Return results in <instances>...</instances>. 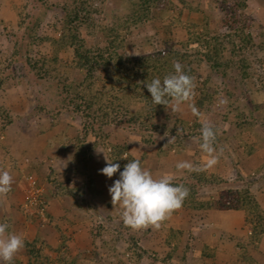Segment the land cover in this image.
<instances>
[{"label":"rangeland","instance_id":"obj_1","mask_svg":"<svg viewBox=\"0 0 264 264\" xmlns=\"http://www.w3.org/2000/svg\"><path fill=\"white\" fill-rule=\"evenodd\" d=\"M169 3L149 17L148 13L131 17L132 8H146L145 0H0V170L8 157L15 166L25 164V171L17 168L22 182L19 178L12 203L18 215L0 203V223L9 225L7 233L24 240L12 264H264V234L251 239L246 211L220 210L234 203L235 194L220 206L200 209L203 212L193 208L195 203H215L222 192L248 189L264 209V0ZM67 15L87 49L106 47L105 28L130 19L131 24L119 32L126 50L186 53L187 63L172 62L191 67V99L179 111L157 107L153 115L144 101L124 96L119 88L109 91L110 74L94 66L89 67L90 74L88 68L76 67L73 51L57 55L52 42L33 40V34L57 39ZM195 34L205 39L189 41ZM228 34L233 37L224 41L221 63L214 68L205 59L206 41ZM191 105L199 110L198 116ZM107 112L108 126L101 122ZM132 115H141L131 125L136 131L127 124ZM205 123L217 132L218 163L203 171H178L180 161L203 168L208 157L199 145ZM151 124L155 129L148 128ZM141 133L153 142L146 143ZM54 136L64 143L67 161H61L58 169L50 164L45 168L44 163L30 165L32 156H40L36 137L42 141ZM115 146L125 149L122 158L139 159L154 178L170 174L189 186L195 197L183 202L181 209L187 218L194 215L192 236L163 233L165 221L159 230L124 226L120 209L106 200L111 198L108 189L98 188L94 181L106 162L97 150L114 160ZM29 177L44 189L47 222L30 205ZM58 197L67 198L59 217ZM253 219L259 221L257 216ZM37 228L52 230L53 243L34 236ZM78 228L84 234L79 238Z\"/></svg>","mask_w":264,"mask_h":264},{"label":"trees","instance_id":"obj_2","mask_svg":"<svg viewBox=\"0 0 264 264\" xmlns=\"http://www.w3.org/2000/svg\"><path fill=\"white\" fill-rule=\"evenodd\" d=\"M143 1V0H141ZM170 0H145L146 8H132L134 12L131 17H136L138 15H144L148 13V17L151 15L152 11L159 10L165 4L169 3ZM70 16L67 15L65 18L64 26L61 35L57 39L44 37L38 38L33 34V40H41L44 42H52L54 47L56 48V54L73 51L72 60L73 62L77 61L76 67L82 70L88 71L92 74V68L89 67H98L99 70H102L106 74H110V87L109 91H113V88H119L120 91L123 92L124 96L131 95L136 97V100H142L147 105V108L150 109L151 112L154 114L157 113V107L165 108L163 105H155L152 102L151 94L148 92L146 84L151 83L153 79L159 78L161 81L166 75L174 74L175 69L173 67L174 61L181 60L187 63V54L180 52L178 50H157V53H143V54H136L126 50V42L120 38L119 32L123 29H126L130 23V19H126L122 24L118 25L117 27H108L107 29V37H108V45L103 48H89L86 44V41L81 38L78 34L77 29L72 26L71 21L69 20ZM238 31V30H237ZM233 35L228 34L225 36H215L211 38L209 41H206L208 44V51L205 54V59L209 64H213L214 68L219 67V63H221L220 56L223 53L222 46L224 45V41L228 39H232ZM204 35L195 34L194 38H189V41L196 40V42L203 41ZM245 39V38H244ZM245 41V40H244ZM246 41H250L248 37H246ZM167 44V40L165 41ZM57 57V56H56ZM55 58V57H54ZM53 58V59H54ZM51 61H57V60ZM57 59V58H55ZM168 64V65H167ZM183 66V65H182ZM188 66V65H187ZM183 66V71L185 74L192 77V70L191 67ZM95 74V73H94ZM92 77V75H91ZM121 101V100H120ZM203 102H201V105ZM92 106V103L89 104V107ZM109 113L105 114L106 118H102L103 123L109 119ZM141 116V115H140ZM139 115H132L128 120V125L134 131V123H138L137 118L140 117ZM153 118V116H152ZM134 120V121H133ZM133 121V122H132ZM100 122V123H101ZM108 122H111L108 120ZM149 123V122H147ZM142 125V123H139ZM148 128L155 129V127L151 124ZM147 128V129H148ZM144 141L146 143L153 142L152 138H148L143 133H141ZM114 149L116 152L112 156H115L113 160L115 163L120 164V171H123L124 165L131 161L132 157H128L127 159L122 158L124 153L123 148L119 146H115ZM164 153V150H161ZM133 160V159H132ZM141 162V161H140ZM142 164V162H141ZM119 174V172H118ZM179 181L173 180L172 183L174 185H179ZM184 186L189 188L187 184L184 183ZM229 194H235L236 200H234L233 204H228L227 206L220 208V210H240L243 209L246 211V218L245 221L252 230L250 231L252 236L251 239L254 241L255 239L259 238L261 235L264 234V209L261 207L260 203L253 197L250 190H243L238 192H222L220 194V200L214 202H207V203H195L194 209H211L213 206L217 207L221 205V201H224L225 198ZM191 196L190 199H188ZM194 192L189 193L188 197L184 200L185 205L188 203V200H193ZM230 203V202H228ZM193 205V204H192ZM217 209V208H216ZM254 216H257L259 221H255L253 219ZM35 255L34 257H38Z\"/></svg>","mask_w":264,"mask_h":264},{"label":"clouds","instance_id":"obj_3","mask_svg":"<svg viewBox=\"0 0 264 264\" xmlns=\"http://www.w3.org/2000/svg\"><path fill=\"white\" fill-rule=\"evenodd\" d=\"M173 67L174 74L166 75L163 81L159 78L153 79L151 83L146 84V87L151 94L153 104L171 106L174 111H179L180 105L191 99L194 83L193 79L185 74L179 62H174ZM191 111L194 115H199V110L194 105H191ZM216 135L217 132L212 125L205 123L202 126L199 146L208 157L203 168L195 167L188 161H180L176 164V169L192 172L215 166L219 160L214 148ZM97 151L104 154L106 161V166L99 170L101 174L111 179L119 172V178L113 182L108 191L114 209L117 207L120 209V218L125 227L134 231L149 228L159 230L163 222L182 207L189 195V189L183 184L172 183L173 176L170 174L154 178L149 170L141 167L139 159L128 161L123 171H120L119 163H113L104 151ZM12 183L11 174L6 170H0V198L7 196L11 191ZM8 228L7 223H0V261L4 264H12L16 254L24 247L23 238L14 233H7Z\"/></svg>","mask_w":264,"mask_h":264},{"label":"crops","instance_id":"obj_4","mask_svg":"<svg viewBox=\"0 0 264 264\" xmlns=\"http://www.w3.org/2000/svg\"><path fill=\"white\" fill-rule=\"evenodd\" d=\"M36 138L38 139V142H40V145H41V146L40 145L37 146L38 154H40V156L39 155H37L38 157L37 156H32V160H30V162H29L30 165H31V163L32 164H41V165H43V163H44V167L45 168H46V166H45L46 164L47 165L50 164V166H52L54 169H58L57 165H59L61 161H64V163L67 161V159L69 158V155L68 154H64L63 151H62L64 143L58 142L59 139H56L55 136H54V138L53 137H48V138L45 137L42 141H41L42 138H40V137H36ZM44 150H47V153ZM4 157H6V156H3V158ZM62 158H63V160H61ZM11 160H12L11 157L6 158V162H5V166L6 167L2 168V170L8 171L11 174V176L13 177L12 188H11V191L7 194V196L5 198H2L3 201L0 198V203L2 202V205H6L7 206L6 211L8 213L10 211H13V215H18L17 209L12 207V203H14V201H13L14 197L18 196V193L15 191V188L18 186L17 183H18L19 178L21 177L19 175L20 171L17 168L22 169L23 171H25L24 170V165L25 164H23V162H21V163H18V166H15L14 163H10ZM157 164H158V162H157ZM94 165H95V167L99 166L97 163L94 164ZM101 165H102V168L105 167L106 166V162L102 161ZM67 169H68V166H67V168L65 169V171L63 173H65ZM28 170H30V169H28ZM118 178H119L118 172L116 174H114V176L111 179L107 178L103 174L98 173V175L96 174V176L94 177V181H95V184H96V186L98 188H103L105 191H107V189ZM20 181H21V178H20ZM23 181H24V179H23ZM107 195L110 196L109 193ZM64 198L67 199L66 197H58L56 199L58 204L61 206V209H60L61 213L58 215V217L61 216L62 213L65 212V209H64L65 200H64ZM110 199L111 198L107 197L106 198L107 202L111 201ZM98 203L102 204L103 208L106 207L104 203H101L100 201ZM178 211L179 212L181 211L180 215L179 214H175V215L172 214L167 220H165L167 228H166V230L164 228L163 233H168L169 234V233H171L170 231H176L177 233L180 234V233L183 232L182 236L188 238L189 235L192 236V233H191V231L193 232L192 223H193V221H195L194 220V215L192 217L187 218L186 216H184L185 211H184L183 208L182 209L180 208ZM197 212H203V211L199 210ZM54 215H56V214H54ZM197 217H198V219H200L202 216L198 215ZM10 218H12V217H10ZM13 218L16 219L15 216H13ZM13 218H12V220H13ZM80 226H82L81 222L79 224V227ZM78 229L80 230V228H78ZM45 230H46V233L43 232L42 230H39V228H37L34 231L33 234H34V236L35 235L37 237L39 236L41 239H45V240L47 239V241L50 244L53 243V237H52V236H54L53 231L49 230V229H45ZM78 233H79V235H76L77 238H79V236L83 232L80 230V232H78ZM83 235L84 234H82V236ZM170 241H171V239L169 238L168 243H170ZM165 242H167V239L165 240ZM190 242H194V239H192ZM197 242H198V240H197ZM171 245L174 246V243H172ZM189 252H190V250H189ZM171 255H172V253H171ZM160 263H162V260L160 261Z\"/></svg>","mask_w":264,"mask_h":264},{"label":"built area","instance_id":"obj_5","mask_svg":"<svg viewBox=\"0 0 264 264\" xmlns=\"http://www.w3.org/2000/svg\"><path fill=\"white\" fill-rule=\"evenodd\" d=\"M27 183L29 188L30 205L35 206L37 209V215L43 222H47V201L43 187L32 177L28 178Z\"/></svg>","mask_w":264,"mask_h":264}]
</instances>
